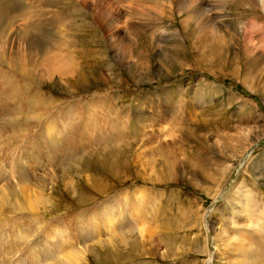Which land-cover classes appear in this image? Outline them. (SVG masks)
I'll use <instances>...</instances> for the list:
<instances>
[{
  "label": "rangeland",
  "instance_id": "1",
  "mask_svg": "<svg viewBox=\"0 0 264 264\" xmlns=\"http://www.w3.org/2000/svg\"><path fill=\"white\" fill-rule=\"evenodd\" d=\"M261 255V0H0V264Z\"/></svg>",
  "mask_w": 264,
  "mask_h": 264
},
{
  "label": "bare ground",
  "instance_id": "2",
  "mask_svg": "<svg viewBox=\"0 0 264 264\" xmlns=\"http://www.w3.org/2000/svg\"><path fill=\"white\" fill-rule=\"evenodd\" d=\"M261 3H262L263 6H264V0H261ZM3 5H4V4H3ZM5 7H6V6H5ZM9 13H10V12H9ZM249 39H250V38H249ZM262 41H263V40H262ZM260 43H261V42H260ZM257 46H258V45H257ZM37 51H38V48H37ZM45 54H46V53H44V55H45ZM45 57H48V54H46ZM48 69H49V68H48ZM140 117H141V116H140ZM139 121H140V120H139ZM144 121H145V120H144ZM141 123H142V122H141ZM144 130H145V129H144ZM23 186H24V185H23ZM23 186H22V187H23ZM24 187H25V186H24ZM24 187H23V188H24ZM24 189H25V188H24ZM28 189H29V188H28ZM27 191H28V190H27ZM28 195H29V194H28ZM29 197H30V196H29ZM244 198H245V197H244ZM245 199H246V198H245ZM35 200H36V198H35ZM34 202H35V201H34ZM34 202H33V203H34ZM135 202H136V201H135ZM34 206H35V205H34ZM137 207H138V205H137ZM135 214H136V213H135ZM137 214H138V213H137ZM249 217L251 218V216H249ZM109 222H110V224H112V221H111V220H110ZM249 222L251 223V221H249ZM108 225H109V224H108ZM253 225H254V224H253ZM110 226H111V225H110ZM108 227H109V226H108ZM225 239H226V238H225ZM237 240H238V239H237ZM229 241H231V240H229ZM232 241H233V240H232ZM239 243H240V242H239ZM241 243H242V241H241ZM241 243H240V244H241ZM242 245H243V244H242ZM241 247H242V246H241ZM244 247H246V246H244ZM249 247H250V246H249ZM252 247H253V246H252ZM253 251H254V250H253ZM256 252H257V250H256ZM249 253H250V252H249ZM251 254H252V253H251ZM257 254H258V253H257ZM74 256H75V255H74ZM261 256H262V255H261ZM263 256H264V255H263ZM263 256H262V257H263ZM251 257H255V256L251 255ZM251 257H250V258H251ZM257 257H258V256H257ZM262 257H261V259H262ZM248 258H249V257H248ZM238 259H239V258H238ZM261 259H260V260H261ZM263 259H264V258H263ZM249 260H250V259H249ZM255 260H256V259H255ZM255 260H254L253 258H251V261L246 260L247 262H243V264H256ZM263 261H264V260H263ZM235 263H236V262H235ZM257 263H258V260H257ZM261 263H262V262H261Z\"/></svg>",
  "mask_w": 264,
  "mask_h": 264
}]
</instances>
